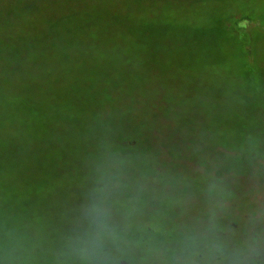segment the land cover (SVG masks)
I'll list each match as a JSON object with an SVG mask.
<instances>
[{
    "label": "rangeland",
    "instance_id": "1",
    "mask_svg": "<svg viewBox=\"0 0 264 264\" xmlns=\"http://www.w3.org/2000/svg\"><path fill=\"white\" fill-rule=\"evenodd\" d=\"M200 1L145 4L115 35L28 66L0 56L51 72L52 88L75 83L82 130L109 144L93 148V180L9 200L0 264H264V0Z\"/></svg>",
    "mask_w": 264,
    "mask_h": 264
},
{
    "label": "trees",
    "instance_id": "2",
    "mask_svg": "<svg viewBox=\"0 0 264 264\" xmlns=\"http://www.w3.org/2000/svg\"><path fill=\"white\" fill-rule=\"evenodd\" d=\"M156 1L159 0H0V56L23 57L24 66H28L35 62L33 55L78 51L83 37L90 33L95 37L113 36L110 24L122 17H137L134 14L142 13L145 4ZM192 2L196 5L202 1ZM113 8L121 10L113 13ZM198 19L193 15L188 21L196 23ZM133 22L149 27L160 25L151 19ZM190 22L180 24L185 28ZM118 32V36H143L142 27L134 34L130 29L127 32L119 28ZM3 65L0 64V230L14 232L16 205L9 200L30 196L44 199L56 192L47 186L54 181L93 180L97 172L93 165L99 158L93 148L105 149L109 144L103 139L91 144L90 128L89 132L82 130L87 129L88 119L81 118L75 83L69 90L72 98H68L65 88L51 87V72L42 68L19 71ZM120 159L117 161H124ZM81 166L90 169L80 171ZM21 183L28 187L20 188ZM34 183L39 186L33 187ZM19 211L26 210L19 207ZM32 212L28 214L31 217Z\"/></svg>",
    "mask_w": 264,
    "mask_h": 264
}]
</instances>
